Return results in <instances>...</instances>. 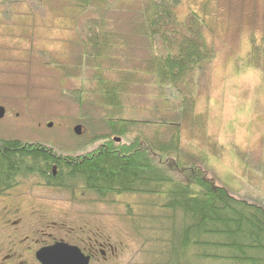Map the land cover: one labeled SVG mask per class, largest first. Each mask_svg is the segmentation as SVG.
<instances>
[{"label": "trees", "instance_id": "16d2710c", "mask_svg": "<svg viewBox=\"0 0 264 264\" xmlns=\"http://www.w3.org/2000/svg\"><path fill=\"white\" fill-rule=\"evenodd\" d=\"M73 1L86 20L80 28L75 23L73 45L45 65L77 82L79 109L102 112L105 132L79 154L0 140V197L30 181L37 188L80 190L104 204L111 196L156 197L168 223L164 264H264V208L179 160L183 124L202 125L196 108L216 55L204 17L191 9L180 15L184 0ZM71 8L62 18L72 23ZM134 100L158 102L153 121L127 118Z\"/></svg>", "mask_w": 264, "mask_h": 264}, {"label": "rangeland", "instance_id": "374dc122", "mask_svg": "<svg viewBox=\"0 0 264 264\" xmlns=\"http://www.w3.org/2000/svg\"><path fill=\"white\" fill-rule=\"evenodd\" d=\"M184 1L177 12L186 15L191 9L204 17L212 29L208 38L216 55L209 88L196 108L203 116L198 123L202 125L191 129L183 124L179 160L185 169L200 166L208 179L213 178L232 196L264 208V0ZM73 2L0 0V21L12 24L8 30L13 35L7 41L8 30L0 29V108L5 111L0 119V140L19 139L79 154L95 147L96 138L105 132L100 124L102 112L92 106L79 109V93L74 92L77 82L66 81L61 78L63 73L45 67L50 58L59 59L73 45L75 23L80 28L86 20L84 11L77 13ZM69 6L73 24L62 18ZM135 107L145 112L137 114ZM158 107L153 100H134L125 109H131L127 118L151 122ZM78 126L80 136L74 133ZM35 183H26L14 195L51 202L55 213L85 220L90 229L99 230L112 243L121 239L130 247L122 254L126 264H130L128 258H134L133 264H164L169 234L162 217L166 212L155 206L156 202L159 206V198L111 196L107 198L110 204H104L81 191L37 188Z\"/></svg>", "mask_w": 264, "mask_h": 264}, {"label": "flooded vegetation", "instance_id": "af4514ba", "mask_svg": "<svg viewBox=\"0 0 264 264\" xmlns=\"http://www.w3.org/2000/svg\"><path fill=\"white\" fill-rule=\"evenodd\" d=\"M10 25L0 21V29L8 30ZM12 36L9 33L7 41ZM18 189L0 197V264H56L62 258L68 264H82L84 260L87 264H126L122 254L130 247L124 241L112 243L99 230L90 229L85 220L55 213L51 202L14 195ZM57 245L78 252L65 255L66 247L55 248ZM128 259L130 264L134 263V258Z\"/></svg>", "mask_w": 264, "mask_h": 264}, {"label": "water", "instance_id": "95a60500", "mask_svg": "<svg viewBox=\"0 0 264 264\" xmlns=\"http://www.w3.org/2000/svg\"><path fill=\"white\" fill-rule=\"evenodd\" d=\"M4 109L3 108H0V119H2L3 117H4ZM47 127L48 128H51L52 127V124L50 123V124H48L47 125ZM74 133L77 135V136H79V135H81V127H76L75 129H74ZM117 142L119 143L120 142V140H118L117 139ZM58 246H64V245H57V246H55V248H57ZM64 247H66L65 249V251H64V249H62V250H59V249H56V250H54V251H56V252H63V253H65V255H72V256H74L76 253L75 252H78L77 250H75V249H73V248H69V246H64ZM67 247L69 248L68 250H67ZM66 251H67V253H66ZM72 253H74V255L72 254ZM57 263L56 264H68L67 263V259L66 258H62V259H60V260H57L56 261ZM82 264H87V262L84 260L83 262H82Z\"/></svg>", "mask_w": 264, "mask_h": 264}]
</instances>
